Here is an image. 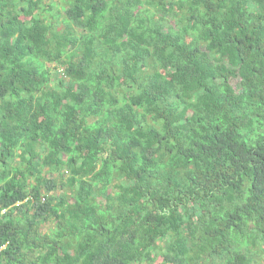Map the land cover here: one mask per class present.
<instances>
[{
	"label": "trees",
	"instance_id": "trees-1",
	"mask_svg": "<svg viewBox=\"0 0 264 264\" xmlns=\"http://www.w3.org/2000/svg\"><path fill=\"white\" fill-rule=\"evenodd\" d=\"M0 264H264V0H0Z\"/></svg>",
	"mask_w": 264,
	"mask_h": 264
},
{
	"label": "rangeland",
	"instance_id": "rangeland-1",
	"mask_svg": "<svg viewBox=\"0 0 264 264\" xmlns=\"http://www.w3.org/2000/svg\"><path fill=\"white\" fill-rule=\"evenodd\" d=\"M45 1L48 2V3H51V2H53V1H54V2H58V0H53V1H52V0H45ZM49 66H52V65L49 64ZM50 226H51V224H47V225H45V226H44V231H48L49 228H50Z\"/></svg>",
	"mask_w": 264,
	"mask_h": 264
}]
</instances>
